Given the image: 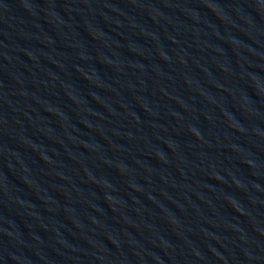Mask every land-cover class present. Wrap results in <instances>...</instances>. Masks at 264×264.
<instances>
[{
	"label": "water",
	"instance_id": "obj_1",
	"mask_svg": "<svg viewBox=\"0 0 264 264\" xmlns=\"http://www.w3.org/2000/svg\"><path fill=\"white\" fill-rule=\"evenodd\" d=\"M0 264H264V0H0Z\"/></svg>",
	"mask_w": 264,
	"mask_h": 264
}]
</instances>
